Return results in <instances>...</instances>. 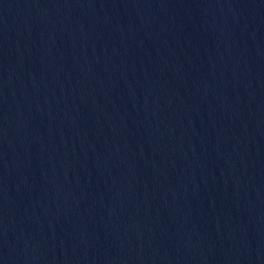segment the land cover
I'll use <instances>...</instances> for the list:
<instances>
[{"label": "water", "instance_id": "water-1", "mask_svg": "<svg viewBox=\"0 0 264 264\" xmlns=\"http://www.w3.org/2000/svg\"><path fill=\"white\" fill-rule=\"evenodd\" d=\"M0 264H264V0H0Z\"/></svg>", "mask_w": 264, "mask_h": 264}]
</instances>
